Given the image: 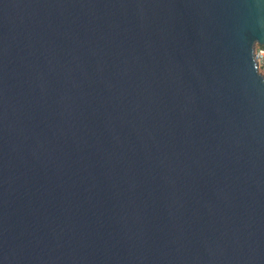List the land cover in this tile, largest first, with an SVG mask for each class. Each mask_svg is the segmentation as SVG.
<instances>
[{"label": "water", "instance_id": "water-1", "mask_svg": "<svg viewBox=\"0 0 264 264\" xmlns=\"http://www.w3.org/2000/svg\"><path fill=\"white\" fill-rule=\"evenodd\" d=\"M264 0H0V264H264Z\"/></svg>", "mask_w": 264, "mask_h": 264}, {"label": "built area", "instance_id": "built-area-1", "mask_svg": "<svg viewBox=\"0 0 264 264\" xmlns=\"http://www.w3.org/2000/svg\"><path fill=\"white\" fill-rule=\"evenodd\" d=\"M253 61L256 64L257 72L264 77V46H254Z\"/></svg>", "mask_w": 264, "mask_h": 264}]
</instances>
